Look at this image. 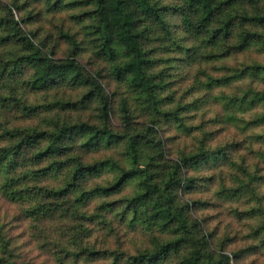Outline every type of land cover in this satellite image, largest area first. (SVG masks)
Masks as SVG:
<instances>
[{
	"label": "trees",
	"instance_id": "16d2710c",
	"mask_svg": "<svg viewBox=\"0 0 264 264\" xmlns=\"http://www.w3.org/2000/svg\"><path fill=\"white\" fill-rule=\"evenodd\" d=\"M254 49L264 0H0V264H264Z\"/></svg>",
	"mask_w": 264,
	"mask_h": 264
},
{
	"label": "rangeland",
	"instance_id": "374dc122",
	"mask_svg": "<svg viewBox=\"0 0 264 264\" xmlns=\"http://www.w3.org/2000/svg\"><path fill=\"white\" fill-rule=\"evenodd\" d=\"M179 35H184V33L179 31ZM238 63L240 64L239 66L245 64V63H241L244 62L246 60H249L250 63L251 61H253L254 59H256L259 62L264 63V54L259 53L257 50H250L248 53H246L245 55H239L238 57H234ZM241 58V59H240ZM238 66V67H239ZM191 66L188 67V69H186L187 71H190V74L192 75V70L193 68H191ZM257 86L260 88H264V80H258L256 81ZM180 85L178 86L179 89H181L182 87H188L189 82H185L182 81L181 83H179ZM203 194V193H202ZM4 205L2 203H0V210H3ZM222 206L220 207V203H218L216 206L212 207L211 209L208 210H204V214L206 216H209V218H207L206 221L211 222L212 224H215L219 226L220 230L223 229L224 227H226V223L229 222V215L227 213H224L221 210ZM12 216V215H11ZM212 227V226H211Z\"/></svg>",
	"mask_w": 264,
	"mask_h": 264
}]
</instances>
